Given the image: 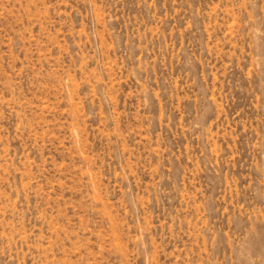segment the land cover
<instances>
[{"label":"rangeland","instance_id":"1","mask_svg":"<svg viewBox=\"0 0 264 264\" xmlns=\"http://www.w3.org/2000/svg\"><path fill=\"white\" fill-rule=\"evenodd\" d=\"M0 264H264V0H0Z\"/></svg>","mask_w":264,"mask_h":264}]
</instances>
